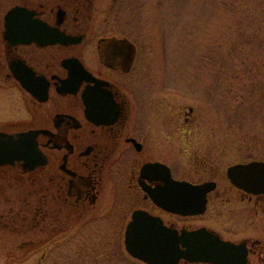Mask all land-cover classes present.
<instances>
[{
    "label": "flooded vegetation",
    "instance_id": "flooded-vegetation-1",
    "mask_svg": "<svg viewBox=\"0 0 264 264\" xmlns=\"http://www.w3.org/2000/svg\"><path fill=\"white\" fill-rule=\"evenodd\" d=\"M96 1L0 0V133L39 132L45 161L31 171L19 161L0 166V176L28 177L32 206L29 248L19 234L3 235L0 264H20L22 254L30 264H149L129 239L163 246L165 232L180 241L202 229L241 247L244 264H264V193L229 176L264 160L227 163L194 137L188 152L181 129L194 133L195 109L176 119L163 108L143 68L136 72L130 9L99 11ZM181 189L191 190L186 213L171 206Z\"/></svg>",
    "mask_w": 264,
    "mask_h": 264
},
{
    "label": "rangeland",
    "instance_id": "rangeland-1",
    "mask_svg": "<svg viewBox=\"0 0 264 264\" xmlns=\"http://www.w3.org/2000/svg\"><path fill=\"white\" fill-rule=\"evenodd\" d=\"M126 2L101 0L95 8L130 9L126 25L139 41L136 72L143 68L148 88L176 119L187 106L195 109L194 133L181 129L182 144L183 136L190 139L187 151L196 150L194 137L195 147H208L227 163L264 160V0ZM30 186L27 176H0V240L19 234L26 249ZM15 259L30 264L23 254Z\"/></svg>",
    "mask_w": 264,
    "mask_h": 264
},
{
    "label": "water",
    "instance_id": "water-1",
    "mask_svg": "<svg viewBox=\"0 0 264 264\" xmlns=\"http://www.w3.org/2000/svg\"><path fill=\"white\" fill-rule=\"evenodd\" d=\"M38 133L36 131L16 135L0 133V166L14 165L16 161H19L23 162L24 170L31 171L38 165H43L45 161L39 153L35 141ZM229 176L234 184L240 188L264 193V162L237 165L230 168ZM181 187L185 188L183 185ZM190 192L191 190L181 189L180 203L171 206L182 213L189 212ZM203 205L204 202H200L201 208H196L195 211L202 212ZM140 222L141 217L135 215L128 232L130 234L135 233ZM164 237V240L162 239L163 246L160 241L158 243L157 240H148L149 246L145 247L146 241L143 242L135 237L128 240V246L132 251L137 249L138 252L133 251L135 255L149 264H178L181 259L213 264H244L246 261V253L241 247L224 242L204 229L195 233H184L180 236V241L178 237L175 236L174 238V235L168 232H165ZM178 241L186 248L185 251L180 250ZM162 250L164 251L162 252Z\"/></svg>",
    "mask_w": 264,
    "mask_h": 264
}]
</instances>
